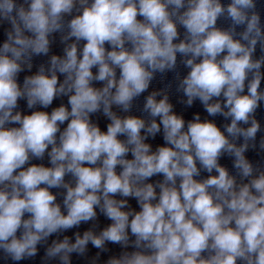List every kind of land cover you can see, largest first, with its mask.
<instances>
[{
	"label": "clouds",
	"instance_id": "9594fccd",
	"mask_svg": "<svg viewBox=\"0 0 264 264\" xmlns=\"http://www.w3.org/2000/svg\"><path fill=\"white\" fill-rule=\"evenodd\" d=\"M0 40V264H264V0H0Z\"/></svg>",
	"mask_w": 264,
	"mask_h": 264
}]
</instances>
